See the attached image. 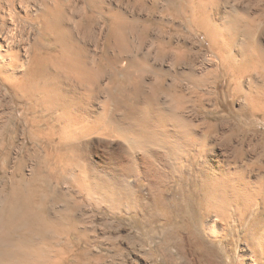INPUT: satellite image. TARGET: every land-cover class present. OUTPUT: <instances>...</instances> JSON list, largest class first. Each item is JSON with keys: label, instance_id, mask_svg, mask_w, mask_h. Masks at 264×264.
<instances>
[{"label": "bare ground", "instance_id": "6f19581e", "mask_svg": "<svg viewBox=\"0 0 264 264\" xmlns=\"http://www.w3.org/2000/svg\"><path fill=\"white\" fill-rule=\"evenodd\" d=\"M154 1L0 0V105L8 109L7 116H0V264H64L71 256L76 262L83 260L85 251L68 253L59 246L79 232L70 212L60 204L58 184L66 176L74 181L85 176L83 170L70 168L66 149L84 148L76 140L91 134L120 140L103 156L123 166L124 177L140 172L141 178L148 179L152 196L148 204L133 200L137 186L116 188L101 176L105 179L101 188L115 207L146 208L148 219L159 222L163 240L155 251L161 263L238 264L234 261L241 253L228 255V260L224 257L242 241L254 252L253 262L264 258V201L257 194L259 184L250 179L248 165L237 163L242 150L234 151L235 159L221 149H213L212 157L205 153L186 158L187 169H196L194 177L187 170L186 180L181 173L180 150L189 142L197 143L191 141L193 136L200 144L206 143L205 133L217 124L197 123L177 112L186 93L177 89L176 83L154 76L157 70L169 75L177 57L168 54L167 27L172 15L182 18L188 30L203 33L215 51L211 61L221 65L225 75L235 71L232 56L224 53L233 40L224 41L223 27L211 18L208 4L212 0H165L160 9L170 18L147 19ZM230 1L241 8L255 3V10L249 11L253 19L264 15V0ZM128 3L130 7H124ZM160 24L167 26L166 33H157L163 31ZM153 25L157 32L151 30ZM138 51L144 53L141 60L134 56ZM158 51L171 57L159 67L149 63ZM147 70L152 77H144ZM202 77L197 81L202 83ZM124 82L129 83L128 88L122 86ZM249 96L244 98L250 113L260 111ZM201 124L205 130L199 134ZM18 126L19 138L24 141L14 145L11 132ZM29 141L34 143L33 151L29 153V147L24 152L28 148L24 143ZM35 143L43 146L42 152ZM157 148L165 152L169 171L155 165L160 158ZM168 179L178 182L173 185L178 191H172L171 208L164 204L160 187L153 185ZM81 186L87 200L92 199L91 187L85 182Z\"/></svg>", "mask_w": 264, "mask_h": 264}, {"label": "rangeland", "instance_id": "374dc122", "mask_svg": "<svg viewBox=\"0 0 264 264\" xmlns=\"http://www.w3.org/2000/svg\"><path fill=\"white\" fill-rule=\"evenodd\" d=\"M74 1L75 0H73V2ZM121 1L123 2V0ZM163 1L165 0H155V5L151 8L152 11L149 10L151 13L145 15V17L150 19L162 16L163 19L168 20L170 17L160 9ZM232 4L233 3L230 0H212L208 4V9L210 10H208V12L213 21L221 29L223 27V40H233L229 47V51L224 52L225 55L232 56L235 63V71L233 74L230 72L225 75L224 68L219 64H215L214 61H211L214 60L212 58H214L215 51L209 46L203 33H199L198 30L194 29L188 30V28L183 25L182 18L175 15H172L170 18L171 23L168 27L165 26L164 28L167 27V32L170 33V51L168 54L170 56L172 55V58L177 56V60H172V72H170L169 75H165L163 74L164 72H160L159 70H157L158 73L153 74L154 76L157 75L159 78H164L166 82L170 81L176 83V88L181 90L183 94L186 93L185 96H183L182 103L179 105L183 110L182 108H178L179 110H177L176 106L177 112L180 111L182 115L195 119L197 123L205 121L207 123L210 122L217 124V127L213 129V131H210V133L208 132V134L207 132L205 133L206 139L205 137L202 138L207 140L206 143L200 144L198 137L195 138L193 136L191 141L195 142L196 140L197 143L192 144L189 142L190 145L187 144V149L180 150V155L183 158V171L181 173L182 175H185L186 180L188 179L187 173L190 172L191 174H194L192 175L193 177L196 174L195 168L190 170L187 169L188 167H186L185 164L186 158L189 160L193 159V156L201 155L202 157V154L204 155L205 153L208 154V157H212L213 149L225 150L223 152L226 154L223 153V156H232L234 155L233 153H235L234 151L239 148L242 150V153L239 158L237 157V163L241 165L245 164L244 166L248 165L247 171L250 172V179L251 181H254L253 183L259 184L256 187L257 194L263 199H261V201H264V15H260L253 19L249 11L255 10V3L254 5L250 4V7L247 6L248 8H241L239 6L234 7V4ZM124 7L129 8L130 3H128L127 6L124 5ZM234 12H236V14ZM162 24L164 25V23ZM160 25L158 27L163 29V31L161 30L157 32L155 25L152 26L153 29L151 30L156 31L158 34L166 33L164 28H162L163 25ZM143 55V51H138L134 56H136V59L141 60ZM170 56L167 57L165 54L162 56L161 51H158L149 58V63H152L153 65L156 64L155 66L159 67L161 64H166L167 59L170 60ZM151 59L153 62H151ZM139 65L140 64L137 66ZM213 69L215 70V73L217 72V79L215 78V73H211ZM136 71L138 75H140L139 70H134L135 73ZM149 73L151 72L148 71L144 73V77L153 76ZM187 76L189 77L187 78ZM198 77H202L204 81L202 83L198 82L200 81L197 79ZM125 83L126 82H124V84ZM115 84L119 83L115 82ZM115 86L116 88L120 87V85ZM122 86L128 88L129 83L127 82ZM117 92L119 91L117 90ZM248 92L250 95L254 94L249 96ZM246 96L252 98L260 111L257 110V112L250 113L247 107L248 100H245L244 98ZM6 106L7 105L5 104L0 105V116L3 115L2 117L8 115V109H6ZM261 108L263 111H261ZM2 109H4V111H1ZM115 116L119 117V113ZM231 125L234 128H232ZM19 126L16 130L11 132V135L14 136V145L19 144L20 141H24L19 138ZM204 128L205 127H203L202 124L199 125L197 133H203L205 130ZM231 129L232 131L233 129L235 130L230 133L229 131H231ZM106 138L107 139H105V137L100 138V136H97L96 134H91L87 137L76 140V143L77 141H81L84 148L86 145L85 149L82 146H76L73 148L68 147L66 149L70 153V168L72 167L71 169L75 172L83 170L85 176L79 181H74L66 176V178L58 184V188L61 190L60 204L63 203L61 206H63V208L66 207L65 209L70 212L71 221L73 220L72 223L74 225L76 224V230L79 232L77 235L74 234V236H72L71 241H65L63 239L59 246L68 253H75L78 250H83L85 251V254L83 260L80 262H76L73 256H71L72 258L70 257L71 259L67 260L64 264H82L81 262H83V264H164L163 262L161 263L160 257L157 256V252L155 251L156 244L163 240L162 231H160L158 224L159 222H151L150 219H148L150 218V213L146 211L148 210L146 208L143 210V208H140L139 206L137 208L133 206H129L131 208L115 207L110 200L109 194L101 188V183L107 179V182L116 188H122L124 185L125 187L130 186L131 188L137 186V193H133L132 196L133 200L135 197L139 204H148L152 199V196L149 193L151 188L147 178H141L140 172L139 175L134 173L132 176H126V178L122 174L123 166L121 167V165L115 160L103 156V153L114 148L116 144L115 142L120 141H117L114 138ZM205 140H202L201 142ZM106 141L107 144L105 143ZM30 142L31 141L24 143V145L28 147L24 149V152H26V150L28 151L29 147L31 148L29 153L31 150L33 151L32 147L34 146V143ZM109 142L111 145H109ZM211 144L212 146L214 144L213 147L215 148H211ZM35 147H38L42 152L43 146L35 143ZM208 148H211V151ZM157 149L160 158L155 160V165L161 171H169L170 167L167 164V158L165 159V152L162 148ZM121 155L125 156L124 153H121ZM232 159H235V156H232ZM73 161H75L76 164ZM25 163L29 164V161H25ZM175 177H173V179ZM84 182L93 190V198L90 200H87L88 195L86 194V190L81 186ZM177 183H171L168 179L161 185H158V183L153 184L154 186L156 185L155 187H160L159 189L162 191L164 204H166L167 207L169 206V208H171V203H173V199H171L173 197L172 191H176V193L178 191L177 186L173 189V185H177ZM258 209H261V206ZM232 249V252L225 254L226 257H224V259L228 260V255L232 257L234 256V253H241V257L235 259V263L256 264L251 260L255 258L254 252H252L245 242L242 241L233 245ZM263 259L264 258H259L257 264H264Z\"/></svg>", "mask_w": 264, "mask_h": 264}, {"label": "snow or ice", "instance_id": "6c2138e0", "mask_svg": "<svg viewBox=\"0 0 264 264\" xmlns=\"http://www.w3.org/2000/svg\"><path fill=\"white\" fill-rule=\"evenodd\" d=\"M0 42H3L2 40H0Z\"/></svg>", "mask_w": 264, "mask_h": 264}]
</instances>
